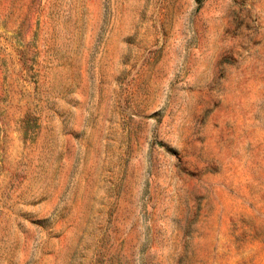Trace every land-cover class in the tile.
<instances>
[{
    "label": "rangeland",
    "instance_id": "374dc122",
    "mask_svg": "<svg viewBox=\"0 0 264 264\" xmlns=\"http://www.w3.org/2000/svg\"><path fill=\"white\" fill-rule=\"evenodd\" d=\"M0 264H264V0H0Z\"/></svg>",
    "mask_w": 264,
    "mask_h": 264
}]
</instances>
